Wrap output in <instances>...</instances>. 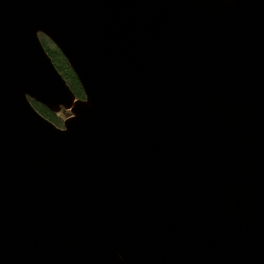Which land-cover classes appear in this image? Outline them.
Instances as JSON below:
<instances>
[{
    "label": "water",
    "instance_id": "1",
    "mask_svg": "<svg viewBox=\"0 0 264 264\" xmlns=\"http://www.w3.org/2000/svg\"><path fill=\"white\" fill-rule=\"evenodd\" d=\"M0 264H264V0H0Z\"/></svg>",
    "mask_w": 264,
    "mask_h": 264
},
{
    "label": "trees",
    "instance_id": "2",
    "mask_svg": "<svg viewBox=\"0 0 264 264\" xmlns=\"http://www.w3.org/2000/svg\"><path fill=\"white\" fill-rule=\"evenodd\" d=\"M40 39L45 47L46 51L52 58L56 68L58 71L62 74V76L65 78L67 81L68 85L71 87L73 90L74 94L76 95L77 98H82L85 99V92L84 89L71 68L69 62L65 58V56L62 54L60 49L44 34H40ZM32 104L34 107L46 118H48L50 121L55 123L58 127H64V118L61 115L62 113H68L70 115L69 111L63 110L61 113H54L50 111L46 106L42 105L41 103L32 100Z\"/></svg>",
    "mask_w": 264,
    "mask_h": 264
},
{
    "label": "rangeland",
    "instance_id": "3",
    "mask_svg": "<svg viewBox=\"0 0 264 264\" xmlns=\"http://www.w3.org/2000/svg\"><path fill=\"white\" fill-rule=\"evenodd\" d=\"M60 113H61V112H60ZM61 115L63 116L64 120H65L67 117H69V114H68V113H62Z\"/></svg>",
    "mask_w": 264,
    "mask_h": 264
}]
</instances>
